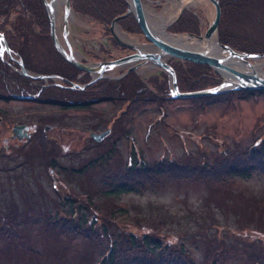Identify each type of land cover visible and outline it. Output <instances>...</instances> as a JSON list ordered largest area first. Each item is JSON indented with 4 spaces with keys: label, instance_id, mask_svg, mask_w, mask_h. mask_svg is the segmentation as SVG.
Segmentation results:
<instances>
[{
    "label": "rangeland",
    "instance_id": "obj_1",
    "mask_svg": "<svg viewBox=\"0 0 264 264\" xmlns=\"http://www.w3.org/2000/svg\"><path fill=\"white\" fill-rule=\"evenodd\" d=\"M172 1L142 0L149 18L170 8L173 19L166 29L184 9L198 18L199 35L215 18L208 0L184 7H172ZM243 1L239 4L247 3ZM73 13L68 19L67 43L62 15L56 19V34L77 59L95 63V58L111 60L126 53L114 45L110 28ZM221 15L218 33L222 38H242L243 45L253 49L251 53H264V0ZM25 16L16 12L11 16L8 27L20 36L23 47L21 55L12 52L11 57L29 60L40 70L53 69L54 62L58 70L64 69L50 38L42 39L35 28L31 31ZM123 32L136 45L147 43L143 34ZM163 60L177 62L169 56ZM251 62L263 63L264 71V57ZM128 67L104 74L111 81L120 80ZM17 69L0 47V111L5 112L1 114L4 125L0 124V227L5 222L1 209L15 210L20 220L18 240L11 244L0 231V264H101L112 245L108 233L118 240L130 234L136 241L147 235L165 249L183 252L194 264H264V168L247 169L246 178L223 176L232 158L239 157L235 161L239 166L251 159L252 151H260L264 91H234L205 106L190 97L158 92L149 78L156 76L158 83L165 81L169 88L171 83L166 72L149 62L136 70L138 80L127 76L113 83L120 89L117 98L67 109L36 98L39 88L48 83L52 92H59L61 79L39 80L21 90L22 81L14 73L19 74ZM16 123L37 128L28 139L11 137L6 124ZM105 130L109 134L102 141L90 138L92 132ZM131 150L133 160L141 159L151 168L168 166L176 178L168 179V174L141 179L143 187L138 192L115 198L103 194L131 164ZM223 160L226 164L220 167ZM24 216L31 219L27 227ZM53 219L70 221L72 226L80 223L82 232H61L48 224Z\"/></svg>",
    "mask_w": 264,
    "mask_h": 264
},
{
    "label": "trees",
    "instance_id": "obj_2",
    "mask_svg": "<svg viewBox=\"0 0 264 264\" xmlns=\"http://www.w3.org/2000/svg\"><path fill=\"white\" fill-rule=\"evenodd\" d=\"M69 1L73 12L89 16L92 20L100 22L106 28H109L112 22L111 20L113 18L127 11L126 0ZM240 1L241 0H219L221 14L227 12V10L233 11L234 8H243L245 5H249L255 0H247V3H244L243 5L239 4ZM15 12L26 15L24 20L28 24L31 31L35 28V30L37 31V35H39L42 39L49 38L50 23H48V16L45 11V6L41 0H32V2H30V0H0V33L5 36L7 45L8 47H10L12 52H16L18 54L23 52V47L20 44V36H17L13 32H11L8 27L11 24V16ZM220 16L222 18V15ZM220 21L218 25H220ZM117 24L123 31H126L130 34H142V31L139 29V26L136 20H134L132 14L124 18H120ZM167 29L171 33H187L192 34L194 36L199 35L201 32L198 18L194 16L193 12L188 9L182 10L178 15L177 19L174 21V23ZM218 37L221 44L230 45L236 48L237 50H242L245 53H251V51H253L252 48L243 45L244 42L242 38L238 39L234 36H229V39L227 40L228 37L222 38L219 33ZM114 45L116 47H119L120 49L122 48V46L115 42V40ZM55 56H58L59 60H61L64 69L52 71L51 68H45L40 70L38 68H33L28 65L27 60L24 65L26 68L32 70L33 72H40L43 74H55L59 75L60 77H65L67 79L69 78L71 80L78 81L81 83L90 80L88 74L83 73L80 70L78 71L73 66L66 63L62 59V57L57 53H55ZM169 64L176 73V82H178V87L180 91H195L199 89H205L212 86H217L221 82L218 73L212 70V68L207 65L199 63L195 64L189 61L185 62L179 60H177L176 63L171 61ZM14 73L17 79L22 81V84H20L21 86L19 85V88H21V90L29 87L32 88L33 83L39 81L37 79L32 80L30 78L19 75L15 71ZM79 73H83V77L77 80V75ZM128 77H131L132 79L134 78L133 81H135V79L138 80L134 73H130ZM117 82L119 84V81L117 80L111 81L109 79H101L94 82L89 87L83 90H65L63 88L58 87L60 90L59 92L55 93L52 92V90L54 89L52 88L53 86H41L38 92L36 93V98L38 97V99L45 100L47 103L51 101H54L51 103H56V100L58 99H60L61 101H66V103L60 102L59 104L63 108L67 109L72 106L77 108H86L88 106H91V104L94 102L102 101V99L112 100L114 98H117L120 89H118V85H113V83ZM148 82L154 84L158 92L163 93L164 95L168 94L169 87L167 82L165 83V81H161L160 83H158V79L156 76L149 78ZM141 90L142 88L137 89L138 92H140ZM60 91H64L67 95L61 94ZM255 91L261 90H242L240 92L251 94ZM158 92L157 96H159ZM231 92H223L217 95L210 96H199L198 98L192 99L194 101H201L202 104H204L205 106H210V104L213 103L214 98L224 97L227 94H230ZM69 99L71 101L75 99L76 102L73 103ZM261 143L262 145L260 146V151L254 152L251 150V159H246L243 164L235 166V161L238 160L239 157L236 156L232 158V161L227 165L228 168H226L223 176L225 175L231 178H235V176H240L246 178V176L249 175V171L247 170L249 168L253 170H256V168L263 170L264 163L262 164V160L264 161V139L261 141ZM130 155L131 156L129 163L131 164L128 165V167L126 168L127 170L125 169V172L122 174V176H116L115 178H117L118 181L111 182L108 188L106 187V190H102L103 194H107L109 197L115 198L122 194H126L127 192H138L143 187L141 179L155 177H157L158 179L160 176H167L168 174V179H170V177L176 178V173L174 172V169H168V166L162 165L157 167L154 166V168H151L152 166H150L149 164L147 165L141 159H139L138 161L133 160V150H131ZM105 157L106 155H104V158L102 159L104 160ZM225 164L226 163L224 161V164L222 163L220 167H223ZM148 172L153 174V177H150ZM185 173L187 174V176L192 175L188 170H185ZM195 174H197V171H195ZM1 211H3V214L1 216H3V220L5 222L4 227H2V229L0 227V231L5 234L7 242H10L11 244L12 240H18L19 234L17 228L18 226H20V220H17L15 216L16 211L13 209H11L9 213L4 212L3 209H1ZM27 213L29 214L28 211H25L26 215ZM22 219H24L23 225L26 227L29 225V223H31V219H29V217L27 216H24ZM81 221L83 223V218H81ZM49 222L50 223L48 224H50L51 227L54 226L55 229L61 232H82V229L79 225L80 223L76 224L75 226H72V223H70V221H62L61 223V220L59 221V219H53V221ZM85 235H87V237L89 238V235L87 233ZM108 236L112 238V245L110 246L108 255L101 262V264H194L192 261L187 260L186 257L184 258L183 252L177 253L169 248L165 249V247L159 245L158 240H154L151 237H147V235H144L141 241H136V237L130 234L127 239H124L126 237H121V239L119 240L118 237H116L114 234L108 233L107 237Z\"/></svg>",
    "mask_w": 264,
    "mask_h": 264
},
{
    "label": "water",
    "instance_id": "obj_3",
    "mask_svg": "<svg viewBox=\"0 0 264 264\" xmlns=\"http://www.w3.org/2000/svg\"><path fill=\"white\" fill-rule=\"evenodd\" d=\"M44 3L45 11L48 16V23H50V29L49 34L52 40V44L54 45L55 50L63 57V59L68 62L71 66H74L77 70H80L84 73L89 74L92 76L90 82L86 84H76L73 82H70L69 87L72 89H84L86 86H89L91 83L101 80V78H107L104 74L105 71L111 70L117 67H122V65H131L128 67L122 74L128 73L130 71H134L143 65L148 64L149 62L153 65L160 68L161 71H164L168 74L169 83H171V86L169 88V94L173 96L174 98H198L199 96H210V95H217L223 92H231V91H242V90H262L264 91V77H260L257 72L252 69L251 73H248L244 70H239L233 67V65L230 64V61L233 58L240 59V62L242 61L245 64H248L251 66L252 62L251 59H260L264 57V53H244V52H238L235 49H233L230 46L221 44L219 42L218 37V23L220 21V14H221V7L219 5V0H208L211 5L214 6V20L207 26V30L204 32L203 35H192V34H185L193 38H198L200 40H207L212 37H217V43L219 44L220 48L223 49V53H227L228 55H225L223 57L212 55L207 51H200V50H191V49H185L178 46H173L170 43L166 42L165 40L159 39L152 30H150V26L148 23V20L145 17V10L143 8L142 0H126L128 4L127 11L123 14H119V16H116L113 18L110 24V31L112 33V37L118 44L121 46H124L128 49H133L134 52L130 55L121 56V58L111 59V60H101L100 62L95 63H87L82 62L79 59H77L73 54L72 51H66L63 45H61L60 40L58 38L57 32V23L55 22V13L51 10V4L52 0H41ZM63 12H65L63 16V23H64V32L65 34L68 32L69 23H68V13L71 11L70 1L69 0H63ZM181 2H184V0H179ZM132 14L134 17V20H136L139 29L142 31V34L144 38L146 39L147 43H144L142 45H136L135 43H129L125 42L123 40H120L117 35L115 34L114 27L117 26L118 21L120 18H124L128 15ZM67 37V34H66ZM67 43V40H66ZM142 46H154L157 53H153L151 51H140L139 48ZM0 47L1 53L6 52L11 59H14L15 62L20 67V70L17 69L18 73L26 76L30 79H41L46 81L47 79H53L54 76L51 75H43V74H36L32 75L29 73V71L23 66V63L20 60H17L15 58L11 57V50L10 47L7 45V41L5 36L0 33ZM169 56L173 59H177L179 61H189L192 63H199L204 64L212 68V70H215L218 74H220L222 77L221 71L228 74L231 78L230 80L222 78L221 82L217 86H212L205 89H199L195 91H180L178 87V82H176V73L174 72L171 65L163 60V57ZM22 126H16L15 131L18 133V138L25 137L26 139L29 138L30 133L27 134H20L19 130ZM49 127L46 126L45 129H48ZM109 134V130H105L102 133H95L92 132L90 134V138L96 142L102 141L103 137Z\"/></svg>",
    "mask_w": 264,
    "mask_h": 264
},
{
    "label": "bare ground",
    "instance_id": "obj_4",
    "mask_svg": "<svg viewBox=\"0 0 264 264\" xmlns=\"http://www.w3.org/2000/svg\"><path fill=\"white\" fill-rule=\"evenodd\" d=\"M51 1V0H49ZM63 0H52L51 4V10L52 12L55 13V22L58 17L61 15L64 16L65 12H63ZM172 7L177 6V7H184V6H192L195 5V0H184V2H181L179 0H173L171 2ZM144 8V7H143ZM145 10V8H144ZM170 10L169 7H165L164 12L162 14H153L152 17L149 18L147 15V12L145 10V17L148 20L150 30L154 32V34L161 40H165L166 42L170 43L173 46H178L182 48H187L191 50H200V51H207L212 55L216 56H221L223 54V49L220 48L219 44L217 43V39L215 37L209 38L207 40H200L198 38H193L188 35H180V34H170L167 32L166 27L170 24L172 18V14L168 12ZM68 17H74V13L70 11L68 13ZM168 14H170L169 18L167 17ZM115 34L120 40H123L125 42L133 43L134 41L129 40L127 37L126 33L123 31L119 30L117 26L114 27ZM140 51H151L157 53L158 51L156 48L153 46H142L139 48ZM230 64L233 65L234 68L239 69V70H246L248 73L252 72V69H254L257 74L260 77H264V71L262 70V64L255 62L252 63L251 66L248 64L243 63L242 61L240 62V59L238 58H233L230 61ZM224 79L230 80V76L226 74L225 72L221 71Z\"/></svg>",
    "mask_w": 264,
    "mask_h": 264
},
{
    "label": "flooded vegetation",
    "instance_id": "obj_5",
    "mask_svg": "<svg viewBox=\"0 0 264 264\" xmlns=\"http://www.w3.org/2000/svg\"><path fill=\"white\" fill-rule=\"evenodd\" d=\"M232 1H235V0H232ZM118 25V24H117ZM120 28V27H119ZM36 35H37V33H35ZM39 36V35H38ZM40 37V36H39ZM49 38H50V40H51V37H50V34H49ZM65 39H67V37H65L64 38V41H65ZM146 40V39H145ZM66 42V41H65ZM116 42V41H115ZM51 43H52V40H51ZM60 43H61V41H60ZM118 43V42H117ZM53 45V44H52ZM61 45H63L64 46V44H62L61 43ZM122 46V45H121ZM227 46H230V45H227ZM53 47H54V45H53ZM64 48L66 49V51H69V49H68V46L67 47H65L64 46ZM122 50H124V51H126V53H124V54H122L121 56H126V55H130V54H132L133 52H134V50L132 49H128V48H126V47H124V46H122V48H121ZM120 49V50H121ZM54 50H55V48H54ZM101 52L102 53H104V50L102 49L101 50ZM12 53V52H11ZM14 54H16V55H18V53H16V52H13ZM55 53H57L58 55H60L58 52H57V50H55ZM9 56V55H8ZM61 56V55H60ZM75 56V55H74ZM62 57V56H61ZM9 58H10V56H9ZM95 58V57H94ZM118 58H121V57H118ZM62 59H63V57H62ZM95 59H97L96 61L97 62H100L101 60H105V58L104 57H102V58H95ZM116 59V58H115ZM14 60V59H13ZM18 60V59H17ZM64 60V59H63ZM15 61V60H14ZM21 61V60H20ZM65 61V60H64ZM81 61V60H80ZM22 63H23V66L25 67V65H24V63L26 62V61H24V60H22L21 61ZM66 62V61H65ZM82 62H85V61H82ZM16 64H17V62H15ZM27 63H28V65H30L31 67H33V68H38V67H36L35 65L36 64H32L29 60H27ZM53 63V61L51 62V64ZM62 63V62H61ZM66 63H68V62H66ZM69 64V63H68ZM62 65H63V63H62ZM131 66V65H130ZM52 67H54L53 69H52V71H57L58 69H57V63L56 62H54L53 64H52ZM74 67V66H73ZM17 68H18V70H20V67H19V65L17 64ZM26 68V67H25ZM75 68V67H74ZM29 72H32V73H34L35 75H36V73L37 72H33L32 70H29L28 68H26ZM39 69V68H38ZM76 69V68H75ZM127 69V68H126ZM125 69V70H126ZM137 70V69H136ZM136 70H134V71H130V72H128V73H125L124 75L122 74V76L120 77L121 79L120 80H122V78H125V77H127V76H129L130 75V73H136ZM79 71V70H78ZM82 72V71H81ZM39 73V72H38ZM84 73V72H83ZM82 73V74H83ZM73 74V73H72ZM71 74V75H72ZM87 74V73H86ZM19 75H21L20 73H19ZM48 75H51V76H54V78H59V79H61V85L60 86H58V87H60V88H63V89H65V90H69V89H72V88H70L69 87V85H70V82H73V83H76V84H86V83H88V82H90V80H91V78H92V76H90L89 74H88V76H89V78H90V80L89 81H86V82H84V83H81V82H78V81H74V80H71V79H67V78H65V77H60L59 75H55V74H48ZM136 75V74H135ZM78 76V78H77V80H79L80 78H82L83 77V75H82V77H80V73L77 75ZM101 79H107V78H101ZM120 80H117V81H120ZM98 81V80H97ZM96 82V81H95ZM50 83H52V79H51V82ZM94 83V82H93ZM93 83H91V84H93ZM90 84V85H91ZM48 85H50L49 83H48ZM89 85V86H90ZM89 86H86V88L87 87H89ZM57 87V86H56ZM57 87V88H58ZM85 89V88H84ZM72 90H77V89H72ZM80 90H83V89H80ZM30 98V97H29ZM35 98V97H34ZM32 99V101H37V100H35V99H33V98H31ZM70 100V99H69ZM68 100V101H69ZM51 101V100H50ZM71 101V100H70ZM51 102H54V101H51ZM60 102H65L66 103V101H61L60 99H58V100H56V103H54V104H58V105H60L59 103ZM71 102H76L75 101V99H73V101H71ZM60 107H62L61 105H60ZM72 107H74V106H72ZM63 108V107H62ZM74 108H77V107H74ZM1 114H5V112H3V111H0V124H2V125H4L3 123H4V120H3V115H1ZM7 126H6V130H8V135H11V137H13V135H17L18 133H16V131H15V127L16 126H22L21 128H20V130H19V133L20 134H27V133H34V131L36 130V128L37 127H35V128H31L29 125H26V124H23V123H16V124H12L11 126H9L8 124H6ZM30 137V136H29ZM25 138V137H24Z\"/></svg>",
    "mask_w": 264,
    "mask_h": 264
}]
</instances>
